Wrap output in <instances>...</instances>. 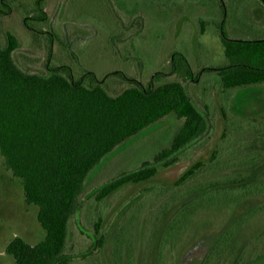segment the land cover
<instances>
[{
  "label": "trees",
  "instance_id": "trees-1",
  "mask_svg": "<svg viewBox=\"0 0 264 264\" xmlns=\"http://www.w3.org/2000/svg\"><path fill=\"white\" fill-rule=\"evenodd\" d=\"M46 1H36L33 19H47ZM224 24L219 30L227 62L208 72L227 93L264 87V38L232 39ZM19 48L18 37L6 31V44L0 45V157L22 181L26 202L39 207L47 235L36 246L15 238L7 248L15 264H71L93 256L103 264L108 247L110 264H183L190 248L210 232L215 240L197 264H264V117L240 121L221 103V144L207 160L170 180L163 175L213 129L209 106L201 110L184 85L199 79L184 54H173L169 73L156 72L147 84L136 81L112 95L91 70L79 79L64 65L48 66L44 73L24 70L14 56ZM171 116L182 122L171 143L94 194L98 203L127 189L156 198L138 207L137 223L127 214L130 207L114 219L116 209L95 220L89 233L82 214L90 175L117 149ZM144 214L151 227L140 249L138 222ZM74 220L92 241L76 257L69 254Z\"/></svg>",
  "mask_w": 264,
  "mask_h": 264
},
{
  "label": "rangeland",
  "instance_id": "rangeland-1",
  "mask_svg": "<svg viewBox=\"0 0 264 264\" xmlns=\"http://www.w3.org/2000/svg\"><path fill=\"white\" fill-rule=\"evenodd\" d=\"M36 1L0 0V45L6 44V31L13 32L20 41L14 56L26 71L44 73L48 66L64 65L79 79L91 70L105 80L112 95H119L133 82L147 84L156 72L169 73L174 53L187 57L199 79L184 85L201 110L209 106L213 129L203 141L183 152L180 164L163 177L176 179L193 162L207 160L211 150L221 144L224 132L221 103L227 104L240 121L264 117V87L227 93L222 90L220 78L208 72L227 62L219 30L221 22H225L232 39L264 38V0H48L42 6L47 13L45 21L33 19L38 14ZM181 125L174 116L160 121L117 149L93 171L83 196L88 205L82 221L89 233H94L95 220L100 216L107 218L116 209L114 219L130 207L127 214L136 222L140 215L138 207L149 203L152 196L145 198L138 191L131 195L132 189H127L98 203L94 194L105 182L152 161L171 143ZM38 216L39 207L26 202L22 181L12 177L0 157V264H15L7 253L15 238L31 246L46 238ZM148 217L144 214V219L138 222L140 249L151 227ZM130 235V244L134 246L135 237ZM70 240L69 254L75 257L92 243L87 235L81 234L76 220ZM214 240L212 232L202 235L185 254L183 264H197ZM111 257L108 247L103 264H110ZM100 259L80 258L71 264H98Z\"/></svg>",
  "mask_w": 264,
  "mask_h": 264
}]
</instances>
